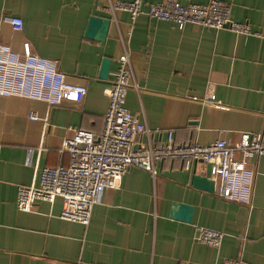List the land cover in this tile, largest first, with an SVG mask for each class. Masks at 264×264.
Returning a JSON list of instances; mask_svg holds the SVG:
<instances>
[{
    "label": "crops",
    "instance_id": "0c3cea01",
    "mask_svg": "<svg viewBox=\"0 0 264 264\" xmlns=\"http://www.w3.org/2000/svg\"><path fill=\"white\" fill-rule=\"evenodd\" d=\"M157 1L146 0L145 9ZM222 1L253 33L195 22L181 28L146 13L133 19L126 10L110 12L109 0H0L1 40L18 52L29 42L57 60L70 82L88 88L83 100L49 110L37 100L0 96V264H264V154L250 160L252 204L218 196L219 179L214 192L195 187V162L174 159L158 162L155 176L131 165L87 225L60 217V196L29 211L17 206L20 185L37 183L44 166L69 163L62 144L72 129L102 131L105 88L125 47L137 83L125 106L152 131L140 141L164 142L169 131L178 142L200 144L236 141L246 131L264 135V0ZM14 16L24 19L23 29L13 28ZM92 16L109 26L90 38ZM210 94L213 104L204 100ZM31 110L42 119H31ZM197 173L211 176L210 164L199 163ZM197 226L223 231L221 245L199 242Z\"/></svg>",
    "mask_w": 264,
    "mask_h": 264
},
{
    "label": "built area",
    "instance_id": "2783aa9c",
    "mask_svg": "<svg viewBox=\"0 0 264 264\" xmlns=\"http://www.w3.org/2000/svg\"><path fill=\"white\" fill-rule=\"evenodd\" d=\"M109 0L110 12L126 10L134 19L141 14L172 21L179 27L189 22L203 24L216 29L229 28L242 33H253L248 23L231 17V4L222 0L190 2L179 0ZM15 29H23L24 19L9 18ZM24 51L18 52L1 40L0 35V96H18L37 100L49 110L63 101H81L87 86L68 80L55 59L43 57L35 52L29 42ZM112 83L105 88L109 104L104 115V126L100 133L83 128L72 129V135L64 138L62 151L69 153L67 165L44 166L37 183L18 189L17 206L29 211L36 202L44 199L54 202L62 197L64 206L60 217L73 222L89 224L93 208L100 202L106 189L115 188L128 168L136 165L157 174V163L165 160H203L211 166V176L219 179L218 196L244 204H252L255 169L251 158L264 154V135L241 132L236 141L218 139L209 144L181 143L171 131L161 143L139 140L142 134H151V129L126 106L127 92L137 87L131 59V50L125 47L118 58V67L113 72ZM213 104L215 95L204 99ZM219 105V103H215ZM29 117L42 119L35 110ZM48 121V115L44 119ZM224 232L218 229L197 226L196 239L204 244L219 247ZM223 264H242L241 258H226Z\"/></svg>",
    "mask_w": 264,
    "mask_h": 264
},
{
    "label": "water",
    "instance_id": "95a60500",
    "mask_svg": "<svg viewBox=\"0 0 264 264\" xmlns=\"http://www.w3.org/2000/svg\"><path fill=\"white\" fill-rule=\"evenodd\" d=\"M108 21L102 20L96 16H92L90 18V23L87 29L86 36L93 38L95 34L99 31L105 33L108 29ZM193 165V173L191 177L192 185L197 188L204 189L210 192H214L215 190V181L213 178L207 174H199L197 173V166L199 163L204 162L203 160H196L194 161ZM191 206H186L184 210L191 211Z\"/></svg>",
    "mask_w": 264,
    "mask_h": 264
}]
</instances>
